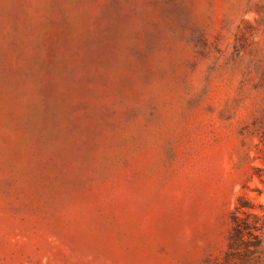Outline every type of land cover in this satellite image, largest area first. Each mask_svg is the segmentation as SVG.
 <instances>
[{"label":"rangeland","instance_id":"rangeland-1","mask_svg":"<svg viewBox=\"0 0 264 264\" xmlns=\"http://www.w3.org/2000/svg\"><path fill=\"white\" fill-rule=\"evenodd\" d=\"M0 264H264V0H0Z\"/></svg>","mask_w":264,"mask_h":264},{"label":"trees","instance_id":"trees-1","mask_svg":"<svg viewBox=\"0 0 264 264\" xmlns=\"http://www.w3.org/2000/svg\"><path fill=\"white\" fill-rule=\"evenodd\" d=\"M249 204H246L238 199V203L235 204L234 210L231 214V228L228 234V250H240L250 249L249 247H259L261 245V237L258 231L262 228V223L259 214L249 209ZM247 235H252L255 238V242H248Z\"/></svg>","mask_w":264,"mask_h":264}]
</instances>
